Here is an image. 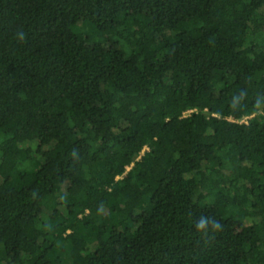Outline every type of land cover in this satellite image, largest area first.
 Masks as SVG:
<instances>
[{"label":"trees","instance_id":"1","mask_svg":"<svg viewBox=\"0 0 264 264\" xmlns=\"http://www.w3.org/2000/svg\"><path fill=\"white\" fill-rule=\"evenodd\" d=\"M0 264H264V0H0Z\"/></svg>","mask_w":264,"mask_h":264},{"label":"clouds","instance_id":"2","mask_svg":"<svg viewBox=\"0 0 264 264\" xmlns=\"http://www.w3.org/2000/svg\"><path fill=\"white\" fill-rule=\"evenodd\" d=\"M16 40L18 41H24L26 38V33L22 30H18L15 33ZM195 227L198 233L201 234L204 238H211L214 236L217 232H220L223 230L224 225L214 218L208 217V216H201L195 223Z\"/></svg>","mask_w":264,"mask_h":264},{"label":"built area","instance_id":"3","mask_svg":"<svg viewBox=\"0 0 264 264\" xmlns=\"http://www.w3.org/2000/svg\"><path fill=\"white\" fill-rule=\"evenodd\" d=\"M191 111H192V110L188 111L187 113H190ZM247 119H248V117H244V119L241 120V121H247Z\"/></svg>","mask_w":264,"mask_h":264},{"label":"rangeland","instance_id":"4","mask_svg":"<svg viewBox=\"0 0 264 264\" xmlns=\"http://www.w3.org/2000/svg\"><path fill=\"white\" fill-rule=\"evenodd\" d=\"M71 194V193H70Z\"/></svg>","mask_w":264,"mask_h":264}]
</instances>
